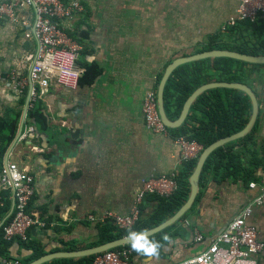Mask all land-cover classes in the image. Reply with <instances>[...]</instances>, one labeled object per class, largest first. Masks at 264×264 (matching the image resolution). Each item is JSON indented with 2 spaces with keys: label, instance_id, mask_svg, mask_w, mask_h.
Returning a JSON list of instances; mask_svg holds the SVG:
<instances>
[{
  "label": "crops",
  "instance_id": "0c3cea01",
  "mask_svg": "<svg viewBox=\"0 0 264 264\" xmlns=\"http://www.w3.org/2000/svg\"><path fill=\"white\" fill-rule=\"evenodd\" d=\"M80 2L84 12L72 34L82 46L78 63L95 64L100 74L75 90L51 86L43 94L31 93V99L42 97L40 107L47 127L37 129L26 115L21 136L32 130L27 139L20 136L14 144L17 130L0 170L9 152V160L31 172V213L43 226L31 228L30 248L20 242L10 246L11 260L20 261L39 251L44 255L94 247L105 213H130L145 180L180 173L183 162L175 141L185 126H198L190 117L202 119V115L193 105L182 127L169 129L166 136L155 135L145 128L143 99L151 91L158 93L166 68L174 60L215 50L211 44H232L222 27L236 15L240 0ZM22 16L34 23V9H26ZM35 49L36 40L27 38L20 25L0 18V122L17 116L18 129L30 84L27 92L19 89L13 73L28 57L32 64ZM210 61L203 71L207 75ZM29 70L24 74L28 83ZM251 89L259 104L256 131L251 139L231 145L240 158V168L202 175L193 208L178 222L187 234L165 246L163 256L132 251L134 263L177 264L193 257L249 206L247 224L257 229L264 243V68L258 70ZM159 203L150 197L142 219ZM2 209L0 227L7 216ZM197 231L203 235L200 243L195 240ZM70 243L76 248L68 249ZM256 259L264 264V251ZM81 260L76 258L73 264Z\"/></svg>",
  "mask_w": 264,
  "mask_h": 264
},
{
  "label": "built area",
  "instance_id": "2783aa9c",
  "mask_svg": "<svg viewBox=\"0 0 264 264\" xmlns=\"http://www.w3.org/2000/svg\"><path fill=\"white\" fill-rule=\"evenodd\" d=\"M26 9H34L33 24L22 16ZM83 12L80 0H0V18L20 25L27 38L36 40L35 55L28 76V85L32 84V95L37 92L43 94L51 86L67 90L78 87L83 73L78 63L82 46L72 34ZM262 17L264 0H240L236 15L225 23L222 30L227 32L239 22L253 25ZM142 116L149 132L164 136L168 134L169 129L159 115L155 91L144 97ZM31 130L27 129L21 139L27 138ZM175 144L183 163L198 159L203 151L202 146L183 137L176 139ZM177 176L171 174L145 180L136 194L130 213H105L100 224L110 222L119 230H133L142 216L141 206L145 199L150 195L172 196L178 188ZM256 185L253 183L252 188ZM6 192H9L10 210L1 225L2 239L12 243H28L31 228L43 226L31 213L34 177L17 161L9 159L0 170V208L5 205ZM262 192L264 196V187ZM257 201L260 202V199ZM251 211V206L247 207L199 254L177 264H258L256 257L264 251V243L259 240L257 229L247 224ZM195 240L199 243L203 241V235L198 231ZM3 264H20V261L5 259ZM93 264L136 263L130 249H112L96 254Z\"/></svg>",
  "mask_w": 264,
  "mask_h": 264
},
{
  "label": "trees",
  "instance_id": "16d2710c",
  "mask_svg": "<svg viewBox=\"0 0 264 264\" xmlns=\"http://www.w3.org/2000/svg\"><path fill=\"white\" fill-rule=\"evenodd\" d=\"M225 33L230 36L232 44L225 45L224 47L220 44H211L210 47L219 50L224 48L231 52L252 57L264 56V17L259 18L253 25L239 22L234 27H230ZM217 39L218 36L212 40ZM209 61L210 59L206 58L180 65L170 76L165 86V109L172 120H178L184 104L200 87L218 81V83L242 84L251 88L252 81L257 75L258 70L264 68V65H252L230 58H216L213 59L212 67L209 69L210 72L207 75L206 71H203ZM82 68L83 73L79 79V85L91 84L100 74V70L95 64H84ZM194 109L202 115V119L195 117L192 119L190 117L198 126H185L182 135H179L178 138L183 137L189 141L196 142L202 146L203 150L221 139L241 132L252 115V103L249 97L244 92L225 88L207 90L197 99L194 104ZM27 120H30L37 129H46V116L40 107L39 101L31 100ZM17 121L16 116V118L13 117L0 122V161L17 133ZM255 131L256 125L246 138L239 141L245 142V140L251 139ZM232 144L230 143L223 148L215 150L208 157L201 177L209 171L217 174L222 169L229 171L232 166L240 168V158L231 148ZM197 160L192 159L183 163V167L177 176L178 188L172 196L160 197L158 195H150L145 199L141 206L142 212L150 197L158 198L160 201L159 206L148 218L142 219L141 217L133 230L145 231L156 227L179 210L188 199L190 193L189 177L195 168ZM8 193H5V205L2 207V211L6 214L10 210ZM183 218L184 216L179 221L183 220ZM178 222L148 237L149 239L158 241L160 244L158 254L156 255L163 256L165 246L178 236L187 234L184 228L178 227ZM128 232L119 230L110 222H107L99 227L98 240L92 245L96 246L118 239L126 236ZM12 244V242H6L2 239V229L0 227V247L6 260L13 259L9 255V248ZM25 246L26 248H30L31 244L25 243ZM74 248H76L74 244H68V249ZM116 249H130L134 251L130 244ZM41 255V251L35 252L31 256L20 260V264H29ZM94 256L79 258L82 260L76 264H93ZM75 259L58 258L43 264H73L75 263Z\"/></svg>",
  "mask_w": 264,
  "mask_h": 264
},
{
  "label": "water",
  "instance_id": "95a60500",
  "mask_svg": "<svg viewBox=\"0 0 264 264\" xmlns=\"http://www.w3.org/2000/svg\"><path fill=\"white\" fill-rule=\"evenodd\" d=\"M206 58H208V59L230 58V59L238 60V61L248 63V64H252V65H264V56L252 57V56L243 55V54L236 53V52L223 51V50H219V49L205 51V52L198 53V54H195V55H192L189 57H182V58H178V59L174 60L173 62H171L167 66L166 71L164 73V76L160 82V85L158 88V93H157L159 115H160V118H161L162 122L164 123V125L168 129H171V130H176V129H179L180 127H182V125L188 119L190 111H191L193 105L195 104V102L197 101V99L203 93H205L207 90L217 89V88L232 89V90H238V91L244 92L249 97V99L252 103V115L249 119V122L247 123V125L245 126V128L241 132H239L235 135H232L228 138L221 139V140L215 142L214 144L208 146L206 149H204L201 152V154L197 160V163L195 165V168H194V170H193V172L189 178V183H190L191 188H190V194L188 196V199L186 200V202L179 208V210L174 215L169 217L167 220L162 222L160 225L143 231L147 237H150V236L168 228L169 226L175 224L185 215V213L187 211H189L192 208V206L195 203V199H196V196H197V193L199 190V181H200V177L202 174V170H203V167H204L208 157L215 150H218L219 148H223L230 143H233V142H236L238 140L246 138L254 129V127L257 123L258 117H259L258 100H257L255 92L250 87H248L246 85H242V84L212 83V84H208V85L200 87L188 98V100L186 101V103L183 106L182 112H181L178 120L171 121L168 118L167 112L165 109V86H166L170 76L172 75V73L174 72V70L178 66L184 65L186 63L193 62L196 60L206 59ZM31 91H32V84L30 83L29 92H28V96H27L24 111H23V116H22L21 123H20L19 129H18V133H17L16 138L13 142L14 144L17 141V139L21 136V133L23 130L24 121H25V118L27 115V109H28V106H29L30 101H31ZM11 148L12 147H10L9 151L11 150ZM8 154H9V152L6 154L5 163H7V161H8ZM129 244L130 243H129V241L127 239V235H126V236L120 237L118 239H114L112 241H109V242H106V243H103V244H100V245H97L94 247L86 248V249L44 254V255L39 256L35 260L31 261V263H29V264H43V263H46L48 261H51L53 259H58V258L89 257V256H93V255H96L99 253L106 252L108 250H112V249H116V248H119L122 246H126Z\"/></svg>",
  "mask_w": 264,
  "mask_h": 264
},
{
  "label": "clouds",
  "instance_id": "9594fccd",
  "mask_svg": "<svg viewBox=\"0 0 264 264\" xmlns=\"http://www.w3.org/2000/svg\"><path fill=\"white\" fill-rule=\"evenodd\" d=\"M127 239L134 251L143 253L145 255L158 254L160 247L159 242L154 239H149L142 230H130L127 233Z\"/></svg>",
  "mask_w": 264,
  "mask_h": 264
},
{
  "label": "rangeland",
  "instance_id": "374dc122",
  "mask_svg": "<svg viewBox=\"0 0 264 264\" xmlns=\"http://www.w3.org/2000/svg\"><path fill=\"white\" fill-rule=\"evenodd\" d=\"M31 65V58H27L26 61H24L23 65L21 66L20 70H18V72L13 73L14 78L12 80H14V83L17 84V86L19 87V89H23L25 88L27 90V76H25L24 74L28 72L29 68ZM1 77H3V72H2V67L0 66V83H1ZM25 94V91H24ZM41 98H38V95H35L34 97H32L31 100H37L39 101V103H41ZM27 139V138H26Z\"/></svg>",
  "mask_w": 264,
  "mask_h": 264
}]
</instances>
